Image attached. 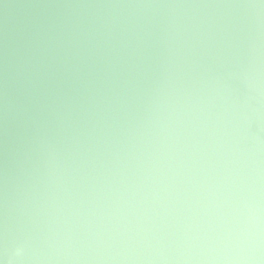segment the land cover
<instances>
[{"label": "water", "instance_id": "1", "mask_svg": "<svg viewBox=\"0 0 264 264\" xmlns=\"http://www.w3.org/2000/svg\"><path fill=\"white\" fill-rule=\"evenodd\" d=\"M0 264H264V0H0Z\"/></svg>", "mask_w": 264, "mask_h": 264}]
</instances>
